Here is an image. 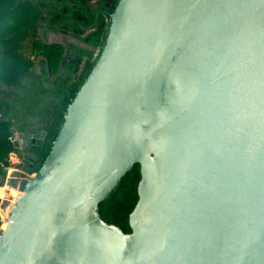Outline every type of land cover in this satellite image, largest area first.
Instances as JSON below:
<instances>
[{"label": "water", "instance_id": "water-1", "mask_svg": "<svg viewBox=\"0 0 264 264\" xmlns=\"http://www.w3.org/2000/svg\"><path fill=\"white\" fill-rule=\"evenodd\" d=\"M0 233V264H264V0H119ZM141 166L132 232L99 204Z\"/></svg>", "mask_w": 264, "mask_h": 264}, {"label": "trees", "instance_id": "trees-1", "mask_svg": "<svg viewBox=\"0 0 264 264\" xmlns=\"http://www.w3.org/2000/svg\"><path fill=\"white\" fill-rule=\"evenodd\" d=\"M118 1L0 0V187L11 152L18 151L17 168L28 173L49 155L68 106L99 58ZM16 133L27 146L10 141ZM140 181L136 163L99 204L103 221L127 234ZM1 226L0 218V233Z\"/></svg>", "mask_w": 264, "mask_h": 264}, {"label": "built area", "instance_id": "built-area-1", "mask_svg": "<svg viewBox=\"0 0 264 264\" xmlns=\"http://www.w3.org/2000/svg\"><path fill=\"white\" fill-rule=\"evenodd\" d=\"M10 141L13 143V144H18L17 147L18 148H21L22 144H21V136L20 134L16 133L14 134L13 136L10 137ZM8 164L10 165L9 166V169H8V172H12L11 176H13V181L12 183L14 185H12V183L10 184L11 185V188L15 189L16 191H18L19 193L22 194V190H21V185H20V182H19V179H18V176L17 174L19 172L23 173L24 175L30 177V176H33L34 173H28V172H25V171H22L20 169L17 168V166H19L21 164V158L19 156V153L18 151H13L9 154L8 156ZM8 174V173H7ZM8 176V175H7ZM6 176V177H7ZM5 184V183H4ZM2 187H5L4 185ZM1 188V187H0ZM16 199H11V200H8L6 199L5 202L4 200L0 199V218H1V221H2V224L7 220V216L6 217H3L2 213H4L8 207L11 205L12 203V200H13V204H15L16 202Z\"/></svg>", "mask_w": 264, "mask_h": 264}, {"label": "rangeland", "instance_id": "rangeland-1", "mask_svg": "<svg viewBox=\"0 0 264 264\" xmlns=\"http://www.w3.org/2000/svg\"><path fill=\"white\" fill-rule=\"evenodd\" d=\"M30 16H31V14H30ZM56 38H58V36H56V35H54V34H50L49 35V39L50 40H54V39H56ZM0 132H1V130H0ZM21 144H22V146H27L28 145V141L27 140H25V138H23V137H21ZM26 172V171H25ZM11 174H12V172H8V176L6 177V180H5V184H4V186L5 187H8L7 188V195L5 196V197H3V198H0V199H2V200H4V202H5V200L6 199H8V200H11L12 199V197H15L14 195L15 194H13V192H12V190H9V189H11V183H12V181H13V176H11ZM17 176H18V179H19V182H20V185H21V187H23L24 186V184H25V182H26V180L28 179V178H30V177H32V176H30V177H28V176H26V175H24L23 173H21V172H19L18 174H17ZM12 185H14L13 183H12ZM22 190V189H21ZM10 194V195H9ZM13 195V196H12ZM5 226V223L1 226V229H3V227Z\"/></svg>", "mask_w": 264, "mask_h": 264}, {"label": "bare ground", "instance_id": "bare-ground-1", "mask_svg": "<svg viewBox=\"0 0 264 264\" xmlns=\"http://www.w3.org/2000/svg\"><path fill=\"white\" fill-rule=\"evenodd\" d=\"M10 190H12L13 194H15L14 195L15 197H12V199L18 198L21 195V193H19L18 191H16L13 188H11ZM6 195H7V189L4 188V187L0 188V198L5 197ZM12 206H13V200H12L11 205L8 207V209L4 213H2L3 217H6V216L8 217L9 216ZM6 222H7V220L4 222L5 223V226H6ZM5 226L3 228H5Z\"/></svg>", "mask_w": 264, "mask_h": 264}, {"label": "crops", "instance_id": "crops-1", "mask_svg": "<svg viewBox=\"0 0 264 264\" xmlns=\"http://www.w3.org/2000/svg\"><path fill=\"white\" fill-rule=\"evenodd\" d=\"M1 188H2V187H1ZM4 188H6V189H7L8 187H4ZM9 190H10V189H9Z\"/></svg>", "mask_w": 264, "mask_h": 264}, {"label": "flooded vegetation", "instance_id": "flooded-vegetation-1", "mask_svg": "<svg viewBox=\"0 0 264 264\" xmlns=\"http://www.w3.org/2000/svg\"><path fill=\"white\" fill-rule=\"evenodd\" d=\"M37 163H39V162H37ZM39 165V164H38Z\"/></svg>", "mask_w": 264, "mask_h": 264}]
</instances>
